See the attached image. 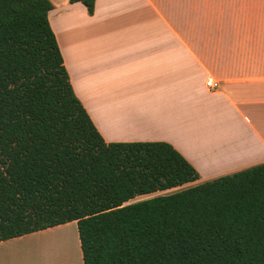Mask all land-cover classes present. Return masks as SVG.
Listing matches in <instances>:
<instances>
[{"label": "trees", "instance_id": "trees-1", "mask_svg": "<svg viewBox=\"0 0 264 264\" xmlns=\"http://www.w3.org/2000/svg\"><path fill=\"white\" fill-rule=\"evenodd\" d=\"M51 8L0 0V241L75 221L83 264H264V162L158 194L197 170L167 141L104 140Z\"/></svg>", "mask_w": 264, "mask_h": 264}, {"label": "crops", "instance_id": "crops-1", "mask_svg": "<svg viewBox=\"0 0 264 264\" xmlns=\"http://www.w3.org/2000/svg\"><path fill=\"white\" fill-rule=\"evenodd\" d=\"M49 1L73 91L105 141L171 143L198 172L177 188L264 162V0H95L92 14ZM34 254L83 264L76 222L0 241V264Z\"/></svg>", "mask_w": 264, "mask_h": 264}, {"label": "rangeland", "instance_id": "rangeland-1", "mask_svg": "<svg viewBox=\"0 0 264 264\" xmlns=\"http://www.w3.org/2000/svg\"><path fill=\"white\" fill-rule=\"evenodd\" d=\"M201 134V133H200ZM199 134V141L200 139L203 138V136H200ZM207 133L206 132H202V135H206ZM193 136V134H192ZM186 139H191L190 137L186 138ZM196 139V138H195ZM178 189H181V188H175V189H171V190H167V191H163V192H160L161 194H166V193H170V192H173V191H176ZM159 194V193H158ZM154 195V194H151L150 197ZM145 197H148V196H139V197H136L135 199L133 200H138V199H143ZM57 240V236H55V238H44V239H40L39 241H37L36 245H37V249H36V252L35 254L37 253L39 256H41V254H43L42 252L45 250L44 248L48 246V244H54L53 241ZM34 254V264H38L37 260H36V255Z\"/></svg>", "mask_w": 264, "mask_h": 264}, {"label": "built area", "instance_id": "built-area-1", "mask_svg": "<svg viewBox=\"0 0 264 264\" xmlns=\"http://www.w3.org/2000/svg\"><path fill=\"white\" fill-rule=\"evenodd\" d=\"M218 81L210 78L206 81V86L210 89V90H214L218 87Z\"/></svg>", "mask_w": 264, "mask_h": 264}, {"label": "bare ground", "instance_id": "bare-ground-1", "mask_svg": "<svg viewBox=\"0 0 264 264\" xmlns=\"http://www.w3.org/2000/svg\"><path fill=\"white\" fill-rule=\"evenodd\" d=\"M192 150H193V147H192ZM195 152V151H194Z\"/></svg>", "mask_w": 264, "mask_h": 264}]
</instances>
